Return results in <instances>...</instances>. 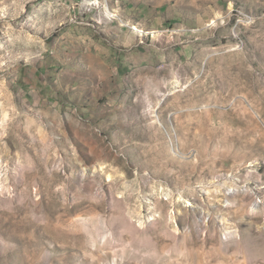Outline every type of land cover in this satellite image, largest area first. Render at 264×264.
Listing matches in <instances>:
<instances>
[{
	"label": "rangeland",
	"instance_id": "obj_1",
	"mask_svg": "<svg viewBox=\"0 0 264 264\" xmlns=\"http://www.w3.org/2000/svg\"><path fill=\"white\" fill-rule=\"evenodd\" d=\"M0 264H264V0H0Z\"/></svg>",
	"mask_w": 264,
	"mask_h": 264
}]
</instances>
